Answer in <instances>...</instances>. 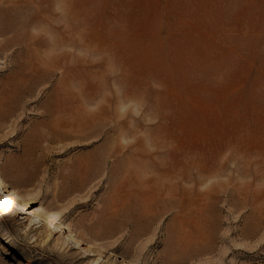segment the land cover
<instances>
[{
  "label": "rangeland",
  "instance_id": "1",
  "mask_svg": "<svg viewBox=\"0 0 264 264\" xmlns=\"http://www.w3.org/2000/svg\"><path fill=\"white\" fill-rule=\"evenodd\" d=\"M6 189L0 264H264V0H0Z\"/></svg>",
  "mask_w": 264,
  "mask_h": 264
},
{
  "label": "bare ground",
  "instance_id": "2",
  "mask_svg": "<svg viewBox=\"0 0 264 264\" xmlns=\"http://www.w3.org/2000/svg\"><path fill=\"white\" fill-rule=\"evenodd\" d=\"M35 201V200H34ZM33 202L32 198L29 195L19 194L13 189H6L3 191V196H0V210L5 214H14L18 215V211L20 209V213L25 214V218H28L29 215H35V211L31 210V203ZM33 204V203H32ZM39 207V206H38ZM40 210V209H39ZM9 212V213H7ZM38 213V212H36ZM41 213V211H40ZM40 215V214H39ZM44 219V223L46 224V228L51 230V228H68L70 235L78 234L77 231L72 230L69 226H66L61 219L59 218L58 214L51 213V212H44L42 215ZM14 218V217H13ZM17 218V217H16ZM34 218V217H33ZM42 218V217H40ZM29 219V218H28ZM43 222V221H42ZM139 221L136 220L132 221V224L138 223ZM41 223V222H40ZM53 231V230H52ZM61 233V232H60ZM65 234V233H64ZM69 234V233H68ZM50 235V234H49ZM67 235V234H66ZM68 235V236H70ZM44 236V235H43ZM69 238V237H68ZM72 238V237H71ZM74 238V237H73ZM72 238V239H73ZM76 238V237H75ZM54 239V238H53ZM67 239V238H66ZM49 240V239H48ZM58 240V239H57ZM71 240V239H70ZM69 240V241H70ZM84 240V239H83ZM61 241V239L59 240ZM74 241V240H73ZM64 242V241H63ZM79 242V241H77ZM85 244V243H84ZM59 245V244H58ZM89 245V244H88ZM85 249V248H84ZM88 249V248H87ZM86 249V250H87ZM85 250V251H86ZM90 250V249H89ZM87 253V252H85Z\"/></svg>",
  "mask_w": 264,
  "mask_h": 264
}]
</instances>
